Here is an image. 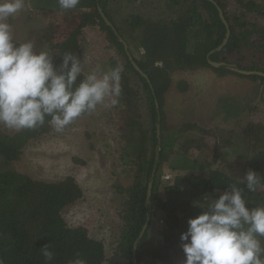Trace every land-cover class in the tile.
Segmentation results:
<instances>
[{
	"label": "trees",
	"instance_id": "1",
	"mask_svg": "<svg viewBox=\"0 0 264 264\" xmlns=\"http://www.w3.org/2000/svg\"><path fill=\"white\" fill-rule=\"evenodd\" d=\"M213 1L222 9L230 27L231 34L224 46L226 28L217 7L208 0H80L76 9L66 12L59 9L58 0H26V8L9 20L16 30L14 36L34 34L31 28L34 27L37 38L29 34L17 41L33 40L36 50L49 51L57 66L62 63L64 53L72 52L86 61V71L97 65L108 70L118 63L123 71L122 92L116 98L119 103L111 106L109 101V106L101 111V116L107 119L105 131L115 130V139L121 144L117 149L119 173L112 176V190L120 202L111 208L113 227L108 240L93 238L83 224L73 226L66 222V215L84 198V190L74 177L48 182L14 170L27 147L57 132L47 123L22 131L0 125V257L5 264H75L77 259L84 264H132L133 247L148 218L151 220L137 249V264H184L180 236L187 231L188 219L202 211L193 206L194 201L202 202L205 195L218 198L230 190L229 185H236L242 189L250 208L264 206V189L250 192L243 181L249 169L260 174L264 181V126L253 119L244 128L240 145L233 138L235 131L219 141L213 129L184 125L180 133L202 131L204 136L214 137L211 142L205 137L188 138L175 151L191 157V166L207 172L202 175L199 170L196 174L198 170L183 167L173 172L169 181L161 179L163 166L170 163L174 154L172 145L178 141L170 139L174 136L168 132L164 111L173 88V74L211 73L220 80L239 78L252 85L255 99L264 102V77L235 71L264 73V0ZM98 7L117 34L106 25ZM148 8L159 13L147 15L144 9ZM46 11L55 12L56 21L65 20V24L54 28L39 26L40 13ZM52 34H59L60 40L52 39ZM120 39L149 76L153 88L134 69ZM104 48L112 52L109 61ZM212 51L215 52L209 56ZM101 56L102 65L96 61ZM209 60L225 66L215 68ZM189 87L182 80L176 85L181 93ZM227 96L231 102L227 101V116L253 114V99L247 98L240 106L236 95ZM142 103L149 125L141 116ZM102 107L78 120L93 119ZM233 143L244 148L243 160L223 159L221 150ZM158 151V170L148 200V185ZM46 245L53 252L51 261L43 256L42 248Z\"/></svg>",
	"mask_w": 264,
	"mask_h": 264
},
{
	"label": "clouds",
	"instance_id": "2",
	"mask_svg": "<svg viewBox=\"0 0 264 264\" xmlns=\"http://www.w3.org/2000/svg\"><path fill=\"white\" fill-rule=\"evenodd\" d=\"M79 4L58 0L62 12ZM25 8L26 0H0V125L22 131L47 123L63 133L99 106H109V101L117 105L123 66L104 70L97 65L86 71V61L72 52L64 53L57 66L49 51L36 50L33 40L17 42L9 20ZM243 181L250 192L264 189L254 170L249 169ZM229 189L218 198L205 195L202 202H193L202 211L188 219L187 231L180 236L184 264H264V206L250 208L241 188ZM42 252L46 261L53 259L49 245Z\"/></svg>",
	"mask_w": 264,
	"mask_h": 264
},
{
	"label": "rangeland",
	"instance_id": "3",
	"mask_svg": "<svg viewBox=\"0 0 264 264\" xmlns=\"http://www.w3.org/2000/svg\"><path fill=\"white\" fill-rule=\"evenodd\" d=\"M140 1L138 0V2ZM144 11L148 12L147 15L159 13V10L150 8L144 9ZM54 13L47 11L40 13L39 26L44 25L47 28L63 26L65 20L56 21ZM31 28L36 34L19 33L18 36H15L16 40H24L29 34H32L33 38H37L38 31L34 30V27ZM13 29L15 33L16 30L14 27ZM51 37L60 40L59 34H52ZM95 49L96 47L94 52ZM104 51L109 61L112 52L105 48ZM102 59V56L97 58L98 64H101ZM102 63L106 65L107 61H102ZM172 79L173 88L168 96L164 111L168 132L174 136L170 139L172 141L178 138V141L172 142L174 154L170 163L165 164L162 168L161 179L165 182L171 179L173 172L182 170L183 167L198 170L196 174L199 173V170L202 175L207 172L204 169H196V165L195 167L191 166V157L178 154L175 151L180 149L184 145L182 141H187L188 138L191 140L196 136L205 137L211 142L214 141V137L204 136L202 131L188 130L180 133L184 125L196 124L201 129H213L215 130L213 134L218 137L219 141L226 139L230 131H235L233 138L238 144L242 140L244 128L252 119L264 126V102L255 99L257 97L254 96L252 85L249 82L235 77L220 80L211 73L190 75L176 72L172 75ZM180 80L190 84L189 89L184 93L176 88L177 82ZM227 94L236 95L240 106L245 104L247 98L253 99V104H251L254 108L253 114L244 112L243 115L230 114L232 116H227V103H231ZM240 106L238 109L242 111ZM104 108L107 106L102 107L93 119L77 120L69 130L56 133L51 138L27 147L22 159L13 166L16 172L48 182L74 177L84 190V198L69 211L65 217L66 222L73 226L85 225L91 236L97 240H108L111 237L113 227L111 208H116L120 202L112 190L114 184L112 176L119 173L120 152L117 149L121 144L118 145V140L115 139V130L109 131V133L105 131V128H108L105 126L107 119L101 116V111ZM140 109L143 122L149 125L150 120H148L144 103L140 105ZM243 150L244 148L235 147L233 143L231 147L223 148L221 153L223 159L227 161L243 160V155H245ZM74 159L81 162L76 163ZM215 165L213 166L215 167Z\"/></svg>",
	"mask_w": 264,
	"mask_h": 264
},
{
	"label": "water",
	"instance_id": "4",
	"mask_svg": "<svg viewBox=\"0 0 264 264\" xmlns=\"http://www.w3.org/2000/svg\"><path fill=\"white\" fill-rule=\"evenodd\" d=\"M208 1H210L211 3H214L215 6L217 7L218 12H219V17H220L222 23L224 24V26L226 28V39H225V41H224V43L222 45V46H224V45H226V43H227V41H228V39L230 37V34H231L229 24H228V22H227V20H226V18L224 16V14H223L222 9L213 0H208ZM98 11H99V14L101 15L102 19L106 23V25L109 26V27H111V28H113V30L116 33V30L114 29L112 23L105 16V14L103 12V9L101 7H98ZM120 41L123 43L124 49H125L128 57H129V59H130V61L132 63V66L134 67V69L147 81V83L149 84L150 88H153L149 76L134 61L131 53L129 52V49H128V46H127L126 42L123 39H120ZM219 49H221V47ZM214 52L215 51H212L209 54V56L212 55ZM209 64L211 66L215 67V68H219V67L225 66L224 63H215V62H212L210 60H209ZM235 71L237 73H239L241 75H245V76H260V77H264V73H261V72H256V71H241V70H235ZM156 106L158 108L157 101H156ZM157 137H158V140L160 141V127L157 128ZM159 158L160 157H159V151H158L157 154H156V163H155V166H154V170H153V173L151 175V180H150L149 185H148V190H147V199L148 200L152 197L153 186H154V181H155V177H156V172H157V169H158ZM148 225H149V219L146 221V224L143 227V230H142V232H141V234L139 236V239H138V241L135 243V245L133 247L132 264H137V262H136L137 249H138V246H139L140 241L143 239V236L145 235V232L147 230ZM0 264H5L1 257H0Z\"/></svg>",
	"mask_w": 264,
	"mask_h": 264
}]
</instances>
